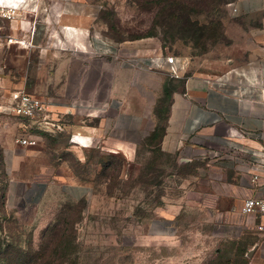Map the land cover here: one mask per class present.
Segmentation results:
<instances>
[{
  "label": "rangeland",
  "instance_id": "rangeland-1",
  "mask_svg": "<svg viewBox=\"0 0 264 264\" xmlns=\"http://www.w3.org/2000/svg\"><path fill=\"white\" fill-rule=\"evenodd\" d=\"M59 1L0 2V103L13 89L24 90L49 102L48 114L61 124L45 130L0 115V264H248L256 233L237 217L200 211L193 197H185L200 177L217 176L219 164L176 146L182 118L164 139L179 78L145 69L167 73L154 120L124 113L104 118L108 111H100L115 80L134 81V70H142L131 64L140 57L132 49L104 47L154 38L156 46L148 49L166 56L226 52L224 31L233 19L228 4L234 1ZM34 24L43 29L32 43ZM103 119L104 133L83 137L86 127ZM22 135L36 137L37 145L19 147ZM118 139L132 143L131 155L114 149ZM53 179L90 183L94 198L74 201L44 187L40 202L28 203L32 184ZM176 201L180 209L170 217Z\"/></svg>",
  "mask_w": 264,
  "mask_h": 264
},
{
  "label": "crops",
  "instance_id": "crops-1",
  "mask_svg": "<svg viewBox=\"0 0 264 264\" xmlns=\"http://www.w3.org/2000/svg\"><path fill=\"white\" fill-rule=\"evenodd\" d=\"M50 3L60 1L50 0ZM228 7L233 17L224 31L229 43L228 51L215 49L197 57L176 56V64L184 66L183 76L177 80L182 86L171 96L164 139H170L172 123L176 118H182L176 146L198 151V158L218 159L217 176L208 179L200 177L198 183L186 191L188 194L185 197H193L199 210L212 217L218 218L221 214L237 217L252 229L258 240L250 248L252 253L248 264H264V231L240 212L243 200L259 193L264 177V171L255 162L256 156L264 150V0H236ZM42 29H37L34 24L30 34L32 43L42 35ZM155 43L154 38H142L104 48L119 52L132 49V54L149 57L160 53L156 52L157 48L155 52L153 48L148 49V46H156ZM124 71L122 75L127 73V70ZM134 73L137 75L134 81L121 76L113 82L111 93L100 109L101 112L108 111L104 118L121 113L141 120L157 117L154 106L164 93L167 73L145 69L134 70ZM54 115H57L56 112ZM107 123L108 119H103L98 126L86 127L82 131L85 133L83 137L95 139L105 132ZM106 138V143H109L111 138ZM0 145H5L2 136ZM114 149L131 155L133 146L118 139ZM255 175L259 176L258 183L253 181ZM12 186L10 193L14 189ZM44 187L49 194L58 192L74 201L88 202L94 198V188L90 183L53 179L47 184L43 181L32 184L26 197L28 203H39ZM10 198H13V193ZM176 202L167 210L170 217L180 209L181 202Z\"/></svg>",
  "mask_w": 264,
  "mask_h": 264
},
{
  "label": "built area",
  "instance_id": "built-area-1",
  "mask_svg": "<svg viewBox=\"0 0 264 264\" xmlns=\"http://www.w3.org/2000/svg\"><path fill=\"white\" fill-rule=\"evenodd\" d=\"M131 62L139 69H160L166 70L173 78H182L184 66L177 65L176 56H166L158 53L153 56H140ZM50 103L42 97H37L24 90L13 91L7 102L0 103V115H13L16 118L39 123L45 130L49 128H61V124L55 122V118L48 114ZM51 113V112H50ZM17 143L21 146H36L37 139L31 135H22L17 138ZM256 165L264 171V150L261 155L255 158ZM254 182L259 181V176L255 175ZM240 212L247 218L252 219L259 230L264 231V177L260 184L257 195L246 197L240 208Z\"/></svg>",
  "mask_w": 264,
  "mask_h": 264
},
{
  "label": "trees",
  "instance_id": "trees-1",
  "mask_svg": "<svg viewBox=\"0 0 264 264\" xmlns=\"http://www.w3.org/2000/svg\"><path fill=\"white\" fill-rule=\"evenodd\" d=\"M217 1V0H216ZM231 1H236V0H231ZM226 3V2H225ZM187 3H185V2H182V3H179V5H186ZM136 38H141V36H138V37H136ZM164 91H165V93H167V90L166 89H164ZM170 98V101H169V105H168V109H167V111H166V117L168 118V111H169V106H170V102H171V97H169ZM59 232V234L61 235V237H63V235H65V231H63V232H60V231H58ZM56 250V248H53V251H55ZM44 252L45 251H43V250H39L36 254L38 255V256H40L39 258L41 259V258H44L45 257V254H44ZM55 252H52V256H53V254H54ZM47 255V254H46ZM31 259H32V257L30 258V261H31Z\"/></svg>",
  "mask_w": 264,
  "mask_h": 264
}]
</instances>
